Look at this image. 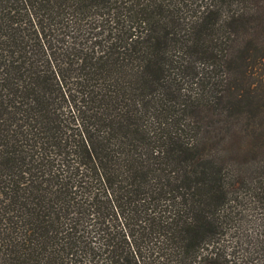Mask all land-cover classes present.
<instances>
[{
    "label": "trees",
    "instance_id": "1",
    "mask_svg": "<svg viewBox=\"0 0 264 264\" xmlns=\"http://www.w3.org/2000/svg\"><path fill=\"white\" fill-rule=\"evenodd\" d=\"M234 203L264 264V0H0V264H233Z\"/></svg>",
    "mask_w": 264,
    "mask_h": 264
},
{
    "label": "rangeland",
    "instance_id": "2",
    "mask_svg": "<svg viewBox=\"0 0 264 264\" xmlns=\"http://www.w3.org/2000/svg\"><path fill=\"white\" fill-rule=\"evenodd\" d=\"M229 220L227 227L225 229V233L222 236V240L220 241V257L225 260H229L230 263L239 264V261L246 260L251 258V251L253 247H250L249 250L239 249V243L237 244L236 236L239 235V217L244 220L251 218V214H239V204H233L232 208L229 212ZM249 227V229H248ZM247 229L250 230L253 227L248 226Z\"/></svg>",
    "mask_w": 264,
    "mask_h": 264
}]
</instances>
